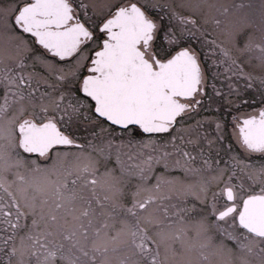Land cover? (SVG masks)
I'll return each instance as SVG.
<instances>
[{"label":"snow or ice","instance_id":"snow-or-ice-1","mask_svg":"<svg viewBox=\"0 0 264 264\" xmlns=\"http://www.w3.org/2000/svg\"><path fill=\"white\" fill-rule=\"evenodd\" d=\"M0 264H264V0H0Z\"/></svg>","mask_w":264,"mask_h":264}]
</instances>
